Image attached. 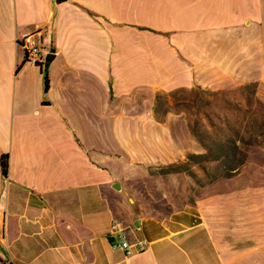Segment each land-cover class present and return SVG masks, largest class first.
<instances>
[{"label":"crops","instance_id":"1","mask_svg":"<svg viewBox=\"0 0 264 264\" xmlns=\"http://www.w3.org/2000/svg\"><path fill=\"white\" fill-rule=\"evenodd\" d=\"M39 30L43 67L20 45ZM193 87L264 107V0H0V264H264V184L147 190L200 151L185 112L156 109ZM114 220L146 249L113 247Z\"/></svg>","mask_w":264,"mask_h":264},{"label":"rangeland","instance_id":"2","mask_svg":"<svg viewBox=\"0 0 264 264\" xmlns=\"http://www.w3.org/2000/svg\"><path fill=\"white\" fill-rule=\"evenodd\" d=\"M245 91L252 94L254 88ZM229 96L227 93L226 97L222 90L201 87L160 95L157 111L185 112L200 151L194 157L190 155L192 160L182 165L152 168L147 190L156 203L165 198L176 205L182 204L221 190L223 186L226 188L229 183L233 186L239 183L264 184V150H249L264 141V135L257 136L264 119L247 118L251 107L264 116V107L251 103L245 108V103L240 106ZM240 111L243 113L241 119L238 117ZM204 153L218 160L208 161L196 156Z\"/></svg>","mask_w":264,"mask_h":264},{"label":"built area","instance_id":"3","mask_svg":"<svg viewBox=\"0 0 264 264\" xmlns=\"http://www.w3.org/2000/svg\"><path fill=\"white\" fill-rule=\"evenodd\" d=\"M43 30L26 34L20 39L25 61L38 67H43L48 62V51L42 46L41 37ZM113 247L121 249L127 256L143 252L146 244L143 240L131 242L122 221L114 220L113 228L109 234Z\"/></svg>","mask_w":264,"mask_h":264},{"label":"trees","instance_id":"4","mask_svg":"<svg viewBox=\"0 0 264 264\" xmlns=\"http://www.w3.org/2000/svg\"><path fill=\"white\" fill-rule=\"evenodd\" d=\"M44 81H45V88H44V90L47 91L48 88H49V78H48L47 74H45ZM192 132H193L194 136L196 137V134L193 131V129H192ZM190 155L191 156L193 155V157H194V154H190ZM191 156H188V160H192ZM196 156L204 157L205 160H208V161L218 160V158H213L212 156L209 157V155H207L206 153L199 154V155H196ZM8 160H9L8 154H4V155L1 156L0 163L2 165L3 173L5 175L8 173V166H9Z\"/></svg>","mask_w":264,"mask_h":264},{"label":"water","instance_id":"5","mask_svg":"<svg viewBox=\"0 0 264 264\" xmlns=\"http://www.w3.org/2000/svg\"><path fill=\"white\" fill-rule=\"evenodd\" d=\"M48 57L51 59L53 57V55L50 54ZM117 187H119V186L117 185ZM136 225H137V223H136Z\"/></svg>","mask_w":264,"mask_h":264}]
</instances>
